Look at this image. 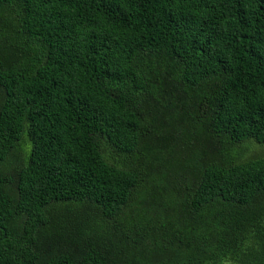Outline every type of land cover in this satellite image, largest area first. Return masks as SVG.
<instances>
[{"label":"trees","instance_id":"obj_1","mask_svg":"<svg viewBox=\"0 0 264 264\" xmlns=\"http://www.w3.org/2000/svg\"><path fill=\"white\" fill-rule=\"evenodd\" d=\"M264 0H0V264H264Z\"/></svg>","mask_w":264,"mask_h":264},{"label":"rangeland","instance_id":"obj_2","mask_svg":"<svg viewBox=\"0 0 264 264\" xmlns=\"http://www.w3.org/2000/svg\"><path fill=\"white\" fill-rule=\"evenodd\" d=\"M246 145L249 146V150L245 156L246 158L264 156V144H258L254 141H249L246 143Z\"/></svg>","mask_w":264,"mask_h":264}]
</instances>
